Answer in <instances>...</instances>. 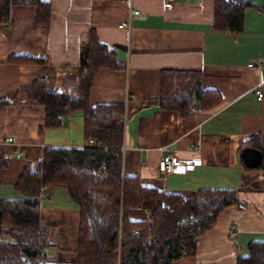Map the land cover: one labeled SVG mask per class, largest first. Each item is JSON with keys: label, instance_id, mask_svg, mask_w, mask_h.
Here are the masks:
<instances>
[{"label": "crops", "instance_id": "0c3cea01", "mask_svg": "<svg viewBox=\"0 0 264 264\" xmlns=\"http://www.w3.org/2000/svg\"><path fill=\"white\" fill-rule=\"evenodd\" d=\"M49 1L46 24L36 23L35 6L26 2L11 4L8 21L0 22V99L37 78L60 87L94 29L123 65L100 67L89 89L90 104H124L122 173L138 176L143 185L184 195L201 188L235 189L244 203L222 209L198 238L195 253L168 264H235L249 241L264 240V168L247 166L240 155L245 146L255 147L244 142L252 134L264 147V0H250L238 32L212 29L214 0H174L170 8L163 0ZM124 20L128 26L119 27ZM19 56L45 62L19 61ZM166 68L199 70L201 86L216 89L218 104L210 109L190 105L185 114L161 108L160 78ZM257 90L262 93L259 100ZM43 121L41 104L0 108V200L17 196L19 174L41 157L44 146L86 142L80 111L64 115L58 127H44ZM168 152L201 160L184 173H159L157 161ZM152 207L153 201H146L131 210V217L144 218ZM39 221L57 227V246L46 251L49 259L73 263L78 208L64 188L43 190ZM232 225L236 231L229 238Z\"/></svg>", "mask_w": 264, "mask_h": 264}, {"label": "trees", "instance_id": "16d2710c", "mask_svg": "<svg viewBox=\"0 0 264 264\" xmlns=\"http://www.w3.org/2000/svg\"><path fill=\"white\" fill-rule=\"evenodd\" d=\"M35 6L36 23L46 24L49 0H0V22H7L13 3ZM250 0H214L211 27L238 32L244 27V10ZM19 61L45 62L19 56ZM16 58L10 57L8 60ZM115 49L99 40L94 29L80 46L78 62L62 77L60 87L37 78L8 97L0 108L13 103H36L44 108V127H58L62 117L82 113L84 139L100 145H46L41 157L24 165L14 184L17 196L0 200V264H168L182 255H193L200 235L211 228L228 206H243L235 189L201 188L184 195L143 185L138 176L122 173L124 104L89 102V89L100 67L120 68ZM216 89L201 86L195 69L161 71L159 106L181 114L190 105L210 109L218 104ZM261 152L257 167L264 168V147L256 134L244 141ZM103 165V167H102ZM64 188L78 208L76 259L73 263L50 260L46 249L57 246V227L39 221V198L46 187ZM152 200L144 218L131 210ZM136 229L138 232H134ZM235 264H264V240H251Z\"/></svg>", "mask_w": 264, "mask_h": 264}, {"label": "built area", "instance_id": "2783aa9c", "mask_svg": "<svg viewBox=\"0 0 264 264\" xmlns=\"http://www.w3.org/2000/svg\"><path fill=\"white\" fill-rule=\"evenodd\" d=\"M173 3H174V0H163V5L166 7V8H170L173 6ZM133 13H138V10L137 9H134L132 10ZM128 21L124 20V21H121L118 26L119 27H122V26H128ZM259 64L258 63H253V62H250L249 63V66H253V67H256L258 66ZM262 97V93L261 91L257 90V93H256V98L259 100L261 99ZM193 109V107H192ZM121 118L124 120L125 119V114L123 113L121 115ZM7 141H11L12 138L10 136L6 137L5 138ZM87 144L89 145H100V142L99 141H96L94 137H91L89 136L87 139H86V142ZM200 160L201 158L198 157V156H195L193 158H189V159H181L179 157H177L176 155H173V154H170L169 152L168 153H165L163 154L159 160L157 161V164H156V169L159 173H162V174H167V173H170V172H176V173H184L186 170L188 169H192L196 164L200 163ZM103 167V165H102ZM135 233L138 232V230L134 229L133 230ZM235 227L232 225L230 226V229L228 231V237L229 238H232L235 234ZM0 237L2 239H7L8 238V235L6 233H2L0 235Z\"/></svg>", "mask_w": 264, "mask_h": 264}, {"label": "water", "instance_id": "95a60500", "mask_svg": "<svg viewBox=\"0 0 264 264\" xmlns=\"http://www.w3.org/2000/svg\"><path fill=\"white\" fill-rule=\"evenodd\" d=\"M241 158L249 167H255L261 160V152L258 148L252 146H245L241 150Z\"/></svg>", "mask_w": 264, "mask_h": 264}, {"label": "rangeland", "instance_id": "374dc122", "mask_svg": "<svg viewBox=\"0 0 264 264\" xmlns=\"http://www.w3.org/2000/svg\"><path fill=\"white\" fill-rule=\"evenodd\" d=\"M50 87H55L53 84H50ZM72 130L74 131V132H76V130H75V128L73 127L72 128ZM76 137V136H75ZM53 250V248L52 247H48L47 249H46V251L48 252V254H49V252H51Z\"/></svg>", "mask_w": 264, "mask_h": 264}]
</instances>
